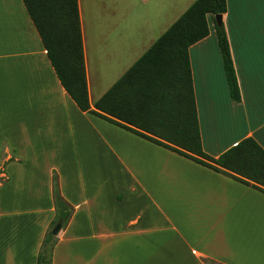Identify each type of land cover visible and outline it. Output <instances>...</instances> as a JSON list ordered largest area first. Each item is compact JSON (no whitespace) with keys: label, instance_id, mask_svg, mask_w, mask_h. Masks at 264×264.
Returning <instances> with one entry per match:
<instances>
[{"label":"crops","instance_id":"crops-1","mask_svg":"<svg viewBox=\"0 0 264 264\" xmlns=\"http://www.w3.org/2000/svg\"><path fill=\"white\" fill-rule=\"evenodd\" d=\"M86 1L78 0V10L93 109L196 0H142L148 7L137 14L134 0L126 3L128 16L118 18L129 29L113 37L115 22L95 7L92 19L112 51L97 45L94 75ZM225 1L240 101L230 98L210 15L208 36L188 50L201 145L213 158L248 137L264 149V0ZM106 57L109 72L102 71ZM54 177L73 213L51 264L61 252V264H264V193L80 111L22 1L0 0V264H36L55 218Z\"/></svg>","mask_w":264,"mask_h":264},{"label":"trees","instance_id":"trees-1","mask_svg":"<svg viewBox=\"0 0 264 264\" xmlns=\"http://www.w3.org/2000/svg\"><path fill=\"white\" fill-rule=\"evenodd\" d=\"M62 88L77 108L132 132L215 172L264 193V149L245 138L217 158L207 155L201 136L189 64V47L215 33L232 101L240 91L223 26L215 16L226 12L225 0H196L148 50L99 98L91 109L85 73L78 0H21ZM55 218L65 227L73 208L52 182ZM56 236L47 233L36 264H51ZM48 248L50 250H48Z\"/></svg>","mask_w":264,"mask_h":264},{"label":"rangeland","instance_id":"rangeland-1","mask_svg":"<svg viewBox=\"0 0 264 264\" xmlns=\"http://www.w3.org/2000/svg\"><path fill=\"white\" fill-rule=\"evenodd\" d=\"M132 1L133 0H89V1H86L85 4H83V11H84L83 28H84V32L87 38V60H88V67L92 75H94L95 71H97L98 69V60L100 57L99 46H101V49L102 47H104V51L106 54L111 53L112 49L109 46L110 43H107L106 41H102L101 37L99 36L101 35V33L99 32L100 30L96 26L97 22L95 24V20L92 19L91 11L92 10L94 11L95 7L98 6L97 9L99 10V12H100V9L101 11H105L106 19L104 18L102 14L104 22H107V23L115 22V28L113 32L111 33V37H113L115 34H119L120 31H122L123 29H126V28L129 29V26H130L129 21L126 20L125 18L123 19L121 25L119 24L118 14H123V15L128 16V13L126 11V3H128V6H130L132 4ZM147 7L148 5H146L145 1L134 0L133 7H131L130 11L132 13L135 12L137 14V12L144 11ZM118 9L120 11H118ZM109 70H111L110 60L108 59V57H106V62L102 66V71L109 72ZM53 228H54V225H50L49 228L47 229L46 234L51 233ZM61 231L62 229L59 231V233ZM59 233L55 235L56 238L58 237ZM108 245H109L108 242L106 244H102L103 251H108ZM48 250L50 249L48 248ZM60 254L61 255L59 256V258H57L58 264H61L60 257L63 255V252H61ZM78 263L84 264V260H82V263L77 262L76 264ZM121 263L124 264L125 261H121ZM103 264H109V261L103 260Z\"/></svg>","mask_w":264,"mask_h":264},{"label":"water","instance_id":"water-1","mask_svg":"<svg viewBox=\"0 0 264 264\" xmlns=\"http://www.w3.org/2000/svg\"><path fill=\"white\" fill-rule=\"evenodd\" d=\"M215 22L216 24L220 25L222 23V16L221 15H216L215 16ZM61 230V223H57L54 228L51 231V235L55 236L59 233V231Z\"/></svg>","mask_w":264,"mask_h":264}]
</instances>
